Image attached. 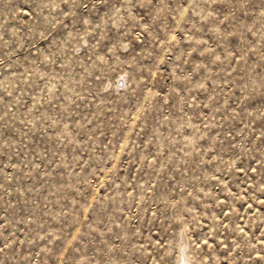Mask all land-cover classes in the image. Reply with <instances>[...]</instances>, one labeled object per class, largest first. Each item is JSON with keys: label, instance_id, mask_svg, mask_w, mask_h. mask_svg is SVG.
I'll return each mask as SVG.
<instances>
[{"label": "rangeland", "instance_id": "obj_1", "mask_svg": "<svg viewBox=\"0 0 264 264\" xmlns=\"http://www.w3.org/2000/svg\"><path fill=\"white\" fill-rule=\"evenodd\" d=\"M0 264H264V0H0Z\"/></svg>", "mask_w": 264, "mask_h": 264}]
</instances>
